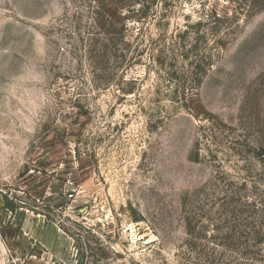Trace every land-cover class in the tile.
Returning a JSON list of instances; mask_svg holds the SVG:
<instances>
[{
  "label": "rangeland",
  "instance_id": "obj_1",
  "mask_svg": "<svg viewBox=\"0 0 264 264\" xmlns=\"http://www.w3.org/2000/svg\"><path fill=\"white\" fill-rule=\"evenodd\" d=\"M0 264H264V0H0Z\"/></svg>",
  "mask_w": 264,
  "mask_h": 264
},
{
  "label": "trees",
  "instance_id": "obj_2",
  "mask_svg": "<svg viewBox=\"0 0 264 264\" xmlns=\"http://www.w3.org/2000/svg\"><path fill=\"white\" fill-rule=\"evenodd\" d=\"M183 95H184V93H183ZM2 197H3V201H4V207H6L7 210L13 212L15 210L14 205L8 203V199L5 195H3Z\"/></svg>",
  "mask_w": 264,
  "mask_h": 264
}]
</instances>
